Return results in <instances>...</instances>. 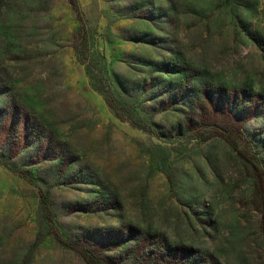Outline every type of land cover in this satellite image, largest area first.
<instances>
[{
  "label": "rangeland",
  "instance_id": "1",
  "mask_svg": "<svg viewBox=\"0 0 264 264\" xmlns=\"http://www.w3.org/2000/svg\"><path fill=\"white\" fill-rule=\"evenodd\" d=\"M58 236L264 264V0H0V264H89Z\"/></svg>",
  "mask_w": 264,
  "mask_h": 264
},
{
  "label": "trees",
  "instance_id": "2",
  "mask_svg": "<svg viewBox=\"0 0 264 264\" xmlns=\"http://www.w3.org/2000/svg\"><path fill=\"white\" fill-rule=\"evenodd\" d=\"M90 38L94 37L90 35L88 31H86L85 27L82 25L78 31V34L76 35L75 52L78 59L82 63L86 64V69L90 76V79L92 80V84L96 87V89L102 91L101 82L107 78L108 65L104 60V56L103 60L101 59L99 67L93 64V61H95L94 54L84 47V45L87 44L88 39ZM43 202L44 206L49 203L47 194L43 195ZM57 239L66 246L78 250L83 255V257L86 258L89 264H121L99 256L92 249L86 246H80L78 242L71 243L70 241L63 239L60 236H58Z\"/></svg>",
  "mask_w": 264,
  "mask_h": 264
}]
</instances>
